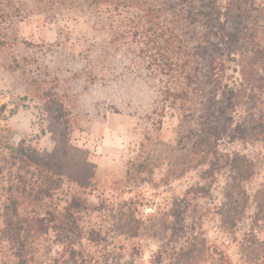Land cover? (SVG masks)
<instances>
[{
  "label": "rangeland",
  "instance_id": "374dc122",
  "mask_svg": "<svg viewBox=\"0 0 264 264\" xmlns=\"http://www.w3.org/2000/svg\"><path fill=\"white\" fill-rule=\"evenodd\" d=\"M112 1L0 0V106L10 142L24 140L63 182L38 208L48 231L25 236L27 264H264V134L220 144L257 168L243 184L251 199L231 233L222 208L227 171L205 180L207 167L191 155L199 109L173 105L166 93L183 91L184 80L161 74L141 51V32L134 36L144 24L138 5L161 8L191 53L205 42L201 32L224 36L213 47L225 83L240 84L246 72L264 86V0ZM249 96L235 122L256 98L264 122V92ZM191 188L203 191L189 201ZM72 199L80 207H71L68 234L53 220L69 213ZM12 256L0 246V264Z\"/></svg>",
  "mask_w": 264,
  "mask_h": 264
},
{
  "label": "trees",
  "instance_id": "16d2710c",
  "mask_svg": "<svg viewBox=\"0 0 264 264\" xmlns=\"http://www.w3.org/2000/svg\"><path fill=\"white\" fill-rule=\"evenodd\" d=\"M92 1L99 5H109L113 2L112 0ZM176 6L174 3L169 7L175 9ZM138 9L144 13L142 19L144 24L137 28L134 36L140 37L141 32L143 37L140 42L143 46L141 51L161 74L170 77L179 74L186 86L179 93L167 92L166 95L172 97L173 105L181 111H188L191 114L198 112L199 109V130L194 134L195 141L192 144L191 155L197 158L198 166L207 167L204 179L218 182L219 173L222 171L228 173L223 186L222 194L225 202L222 208L229 216L227 219H230L228 227L231 233H235L241 215L245 211L243 205L251 199L243 184L255 177L257 168L254 160L248 156L239 152L221 151L220 144L226 140L231 143L258 141V138L264 134L263 119H259L256 114L258 105L262 103L259 99L256 98L250 104L248 115L241 122H235L233 116L239 108L251 101L250 96L248 97L249 91L264 92L261 83L263 78L243 72L240 84L231 86L225 83V72H223L225 62L215 55L218 49L213 47V38L223 39V35L214 30L201 32L200 38L205 39V42L200 41L195 52L191 53L178 32L177 22L167 21L161 8L144 4L138 5ZM189 14L192 17L193 14L191 12ZM179 16L183 17L184 14L180 13ZM218 21L221 22L219 19ZM197 22L198 20H192L190 24L194 25ZM228 35L229 40L234 39V43L237 42L236 35L231 33ZM178 100L184 103L177 105ZM192 103H195L193 108L190 106ZM6 120V107L3 105L0 106V220L2 222L0 246L7 244L11 249L14 258L11 264H27L25 236L31 232L41 235L48 231L44 226V219L38 213V208L45 201L54 199L63 182L51 165V161L41 157L24 140L17 145L10 142V130L4 124ZM202 191L203 188H191L185 198L190 201L192 198L188 199V197L192 192H196V197H199ZM180 203L175 202L178 209ZM71 207L78 210L80 204L76 199H72L65 208L69 213L61 215V220L56 218L53 220L59 231L68 234L73 232L75 225V214L71 213Z\"/></svg>",
  "mask_w": 264,
  "mask_h": 264
}]
</instances>
